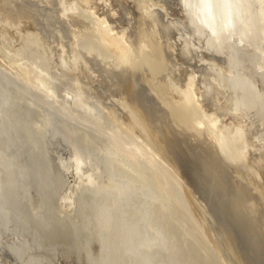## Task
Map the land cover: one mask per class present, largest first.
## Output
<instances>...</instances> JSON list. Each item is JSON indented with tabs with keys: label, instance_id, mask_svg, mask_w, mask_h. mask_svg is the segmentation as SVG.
<instances>
[{
	"label": "bare ground",
	"instance_id": "obj_1",
	"mask_svg": "<svg viewBox=\"0 0 264 264\" xmlns=\"http://www.w3.org/2000/svg\"><path fill=\"white\" fill-rule=\"evenodd\" d=\"M0 264H264V0H0Z\"/></svg>",
	"mask_w": 264,
	"mask_h": 264
},
{
	"label": "snow or ice",
	"instance_id": "obj_2",
	"mask_svg": "<svg viewBox=\"0 0 264 264\" xmlns=\"http://www.w3.org/2000/svg\"><path fill=\"white\" fill-rule=\"evenodd\" d=\"M202 2L205 4V6H210L211 0H202Z\"/></svg>",
	"mask_w": 264,
	"mask_h": 264
}]
</instances>
